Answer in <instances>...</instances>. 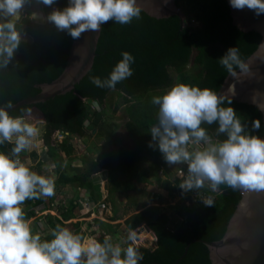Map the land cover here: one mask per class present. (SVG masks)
I'll use <instances>...</instances> for the list:
<instances>
[{
	"label": "trees",
	"instance_id": "obj_1",
	"mask_svg": "<svg viewBox=\"0 0 264 264\" xmlns=\"http://www.w3.org/2000/svg\"><path fill=\"white\" fill-rule=\"evenodd\" d=\"M176 3L186 15L185 27L178 16L157 19L143 11H140L139 19L134 18L130 24L121 25L109 21L103 25L93 68L74 91L36 106L26 105L8 112L13 117L25 116L36 107L44 114L46 123L43 141L46 150L41 160H52L55 164L56 195L62 192L61 189L73 186L90 192L98 201L101 193L94 176L101 172L107 179V191L114 214L121 210L117 208L119 201H115L118 195L123 196L127 202L124 211L139 210V200L134 196L146 197L148 188L152 186V172L155 173V190L161 195L160 199L175 195L176 187L172 186V181L162 179L160 175L161 172L165 176L169 174L167 169H163L167 163L158 148L149 147L152 139L150 128L158 122L159 110L158 106L151 103L152 97L161 96L181 83L218 92L229 74L219 58L229 48L236 47L243 63L261 41L258 33L242 32L233 24L227 0H176ZM67 4L68 0H56L53 7L62 10ZM40 8L45 17L52 11V8L43 5ZM18 28L23 29V33L29 35L32 42L22 41L16 55V64L10 63L7 68H0L2 107H11L36 96L41 91L38 87L40 84L57 79L66 67L74 42L67 32L57 31L54 25L47 22L37 23L29 16L21 17ZM122 52H128L134 57V63L131 64L133 75L118 83L114 89L95 86L90 78L97 76L102 80L107 79L122 59ZM238 68L233 65L234 70ZM113 92L125 105L128 121L124 129L132 142L130 147L117 135L121 127L107 119L104 106ZM92 102H97L100 110L92 109ZM222 106L233 107L250 134L264 137V124L257 108L234 100L229 105L227 99ZM256 119L261 123L259 130L252 129V121ZM202 127L214 141L226 138L223 134H217V124H203ZM88 128L96 130L95 136L113 147L100 160L74 157L76 147L72 139L80 137L87 143L85 138ZM56 131L66 136L62 143H53ZM12 147L14 143L6 142L0 145V152L11 155ZM21 154L25 155V152ZM31 156L37 158V153L32 152ZM63 156L71 157L75 162L62 170L60 160ZM78 162L84 163L85 170L75 168ZM174 181L179 182L177 179ZM201 190L214 194L205 186ZM56 195L26 200L23 203L25 207H22L25 220L36 216L33 208L43 204L52 205ZM241 196V189L221 185L214 206L206 208L191 205L179 209L178 215L184 217L185 221L177 229L170 226L168 215L157 213L152 207L133 214L126 220L127 229H135L146 223L157 237L155 250L138 249L143 255L139 264H212L209 250L202 241H218L224 236ZM79 197L78 193L67 208L59 206V217L53 214L45 216L44 223L49 229L43 231V234H33H39L42 241H50L53 239L51 230L57 225L70 231L74 228L79 230L80 222L74 221L79 210ZM147 205L148 202L144 201V208ZM106 227L107 231H113V226L106 224ZM187 246L189 250L185 254Z\"/></svg>",
	"mask_w": 264,
	"mask_h": 264
},
{
	"label": "clouds",
	"instance_id": "obj_2",
	"mask_svg": "<svg viewBox=\"0 0 264 264\" xmlns=\"http://www.w3.org/2000/svg\"><path fill=\"white\" fill-rule=\"evenodd\" d=\"M35 2L52 11L46 17L33 12L34 20L44 19L73 40L84 32L99 33L109 21L130 24L134 18L139 19L141 11L137 0H68L62 10L53 7L56 0ZM31 3L32 0H0V68L9 66L25 38L18 21ZM230 5L237 10H252L257 16L264 14V0H230ZM121 56L107 79L93 76L91 82L99 88L114 89L131 77L134 57L128 52ZM219 59L230 74L233 65L241 72L248 71L236 47L229 48ZM151 103L159 110L158 122L150 128L149 147L158 148L169 166H187L180 189L198 190L207 183L213 192L219 191L221 185L264 192V138L250 134L233 107L222 106L223 95L181 83L152 97ZM227 104H231V98ZM256 105L264 111V106ZM203 124H217V134L226 138L214 141ZM260 127L259 119L252 121L253 130ZM57 132L60 131L54 135ZM39 135L36 124L27 122L24 116H10L5 108H0V145L14 143L11 155L0 152V264H139L143 255L131 243L122 248L120 244L114 245L110 237L101 243L95 237H82L60 225L51 230L50 241H42L39 234L32 233L21 205L26 200L55 195V177L37 174L19 158L22 152L36 146ZM54 135L53 142L58 143ZM202 203L214 206L211 198ZM135 239V233L129 232L127 240Z\"/></svg>",
	"mask_w": 264,
	"mask_h": 264
},
{
	"label": "water",
	"instance_id": "obj_3",
	"mask_svg": "<svg viewBox=\"0 0 264 264\" xmlns=\"http://www.w3.org/2000/svg\"><path fill=\"white\" fill-rule=\"evenodd\" d=\"M227 2L233 24L242 32L258 33L261 41L254 53L243 62L248 71L241 72L238 68L232 74L229 73L217 93L223 95L225 100L231 98L255 108L256 103L264 106V14L257 16L254 11L247 8L237 10L231 7L230 0ZM137 4L141 11L153 18L167 19L178 16L182 26L186 25V15L176 0H137ZM102 28L99 33L84 32L78 40H74L64 71L54 81L40 84L39 94L11 107L0 108L12 112L23 106H36L74 91L77 84L93 68ZM34 108L45 122L44 114L38 108ZM258 111L264 124V111L259 109ZM241 194V200L229 220L224 236L218 241H202L209 250L212 264H264V192L254 193L242 189ZM143 225L157 239L148 225L146 223ZM188 250L189 246L186 247L185 254Z\"/></svg>",
	"mask_w": 264,
	"mask_h": 264
},
{
	"label": "rangeland",
	"instance_id": "obj_4",
	"mask_svg": "<svg viewBox=\"0 0 264 264\" xmlns=\"http://www.w3.org/2000/svg\"><path fill=\"white\" fill-rule=\"evenodd\" d=\"M34 2V5H31L30 4V8L33 6L34 8V11H37L39 13H42L41 9H40V6L41 5H38L35 0H32V3ZM28 11H23V15L26 16ZM33 13V12H32ZM31 19L34 20L33 16L31 15ZM35 22H37L36 20H34ZM38 23V22H37ZM24 34V33H23ZM24 40H28V42H32V38L27 35V34H24ZM16 53H15V56H14V59L13 61L11 62L12 64H16ZM172 75H174V72L172 71ZM175 77V75H174ZM104 108L107 110V119H108V122H115L116 124H118L121 128L118 130L117 132V135L120 136L122 139H123V142L125 145L127 146H131L132 142L129 138V136L127 135L124 127H125V123L128 121V116L125 114V105L123 104V101L118 98V96L116 95V93H111L109 95V98L106 102V105L104 106ZM27 115V114H26ZM25 115V116H26ZM28 120V119H27ZM29 123H33L31 119H29V121H27ZM39 126V124H37ZM87 128V127H86ZM96 134V130H91V129H87V137L85 138L86 139V142L87 143H83V140L84 139H80L79 137H76L74 139H72V142L73 144L75 145L76 147V152L74 154V157L76 158H83L84 157H89V158H95L97 160H100L105 154L106 152L110 151L113 147L110 146L107 142H105L103 139H99L97 136H95ZM58 139V143H62L60 141H63V137H61V140L59 139V137L57 138ZM56 139V140H57ZM37 142L36 143V146H34L31 150H27V151H24L25 152V155L24 154H21V157L20 159H24L26 158L25 156H28L29 152H35L37 153V157L40 156L41 152H42V155H43V151H44V144H43V140H42V131H40V135L36 138ZM82 140V142H81ZM54 144L56 143L55 140L53 142ZM40 154V155H39ZM31 155V154H30ZM63 155V154H62ZM75 159V158H74ZM39 162V158H33L32 159V171H35L37 174L39 175H44L46 177L48 176H53L55 174V167H54V162L52 160H49V162H43V163H46V167H45V164H42V162H40V164L38 166H35V164H37ZM74 160L73 158H68V157H62V160H60V164H61V169L63 170L64 167H66V165L68 166H71L74 164ZM48 164V165H47ZM77 166L78 167H75L79 170H85V165L83 162H78L77 163ZM67 168H70V167H67ZM165 169L168 170V175L165 176L163 174H160L161 175V178L162 179H169L172 181L174 175H175V171H174V167L173 166H168L166 167ZM45 173V174H44ZM103 175V172L102 174ZM54 177V176H53ZM57 177V176H56ZM102 178L100 175L96 178ZM150 180L152 182V186H150L147 190V195L146 197L143 196H134L136 197L139 201H138V207H139V210L135 211V209H129V210H123V207H124V204L126 206V201H125V198L121 195H118L116 198H115V201H119L118 204H117V208L121 209L118 211V214H114V212H106V211H102L100 212V215H97L96 213L92 212V210L88 207V208H84V199H83V204H82V207H81V214L78 215L77 217L79 218V220L81 221V225H80V229L77 230V228H74L72 229V232L74 234H79V235H82L83 233L85 234L84 237L87 238L88 237V234H87V227H88V223L91 222V224L94 222V219L98 222H100V224H97L98 226H101L103 224H107L109 223L111 226H113V229L116 230V232L111 231V233L107 232L106 230L105 233L103 231H99V235L100 236H94L98 241L101 239V238H104L105 237H110L111 238V242L115 245V244H118V237H119V233L120 230L122 229V231L125 230V228L127 227L126 225V219L128 220V218L132 217L133 214L137 213V212H140L141 210H144V209H147L148 207H152L154 209H156L155 211L157 213H163V214H166L170 217V219L172 220L171 222L174 223V226L175 227H178L180 228L181 226V221H180V217L178 215V204L169 196H164V198L160 199V194L158 191L155 190V187H156V183H155V173L152 172L151 175H150ZM98 181H102V179L98 180ZM98 181H96V183H98ZM103 182V181H102ZM173 182V181H172ZM101 192H106L107 191V183L106 184H100L98 185ZM62 192H60L61 195H56V199H58V204L61 206H64L65 208H67L69 206V200L74 196V194H72V192L68 193V191H71L73 190L72 187L68 186L66 188H63L61 189ZM104 190V191H103ZM100 192V193H101ZM107 194H108V191H107ZM151 196H154V197H158V203L157 202H150V197ZM102 196L100 195V201L102 202L101 200ZM107 203L110 202V198H109V194H108V198L106 199ZM144 201H147L148 202V205L147 207L144 208L143 206V202ZM150 203V204H149ZM92 207V206H90ZM111 206L107 207L108 210H110ZM107 210V211H108ZM50 213H54L56 215L59 214V210H54V209H51L48 210ZM78 213H79V210H78ZM60 215V214H59ZM114 218H116L117 220H114ZM77 219H75L74 221H76ZM42 221V220H41ZM71 223V221H69ZM45 229H49V227L46 225V224H43L42 225ZM128 230V229H127ZM89 233V232H88ZM142 238L143 235L141 234ZM154 245H151L149 244V247H153Z\"/></svg>",
	"mask_w": 264,
	"mask_h": 264
},
{
	"label": "built area",
	"instance_id": "obj_5",
	"mask_svg": "<svg viewBox=\"0 0 264 264\" xmlns=\"http://www.w3.org/2000/svg\"><path fill=\"white\" fill-rule=\"evenodd\" d=\"M91 106H92V109L99 110V105L96 102H92ZM54 137L55 138L59 137V139L61 140V137H63V139H64L65 135L63 133L57 132L54 135ZM60 142H62V141H60ZM81 142H82V140H81ZM190 150H192V146H190ZM168 166L169 165L167 164L166 167H168ZM173 167H174L175 175H174V177L172 179V181H173L172 182V186L176 187V192H175V195H173L172 199L178 204V209H182L185 206H191V205H201V206H204L206 208H210L208 206H205L202 203V201L206 200L208 198H211L214 201V199L216 197V194H219V191H216V192H214V194H212V193L205 192V191L201 190V188H200L198 190H191V191L184 192L182 189H180L179 184L186 177L187 166L186 165H175ZM165 168H163V169H165ZM101 174H102V172L98 173V174H95V176H94L95 184H97V185L106 184L107 183V179L105 177H103V175H101ZM160 174H163V173L161 172ZM55 175L57 176L56 171H55ZM99 175L102 178L96 179ZM100 179H102L103 182L102 181L101 182L98 181ZM174 179H177L179 182L176 183L174 181ZM96 181H98V183H96ZM168 181H171V180L168 179ZM205 187L211 189L210 185L207 184V183L205 184ZM100 192H101V190H100ZM68 193H70V192H68ZM78 193L80 195V197L78 198V201H77L78 205H79L78 206L79 213L76 215L75 219H77L76 221L80 222V225H81V221L79 220V218L77 216L81 214V207H82V204H83V199H84V208H88L89 207L92 210V212L96 213L97 215H100V212H102V211L113 212L112 203L111 202L107 203V201H106V199L108 198L107 191L103 192V193L101 192V196H102V198H101L102 202H101L100 199L98 201H95V199L93 198V195L90 192H88V191H86V190H84L82 188H79L77 191L75 190L74 192H72V194H74V196L69 201L75 199L76 195ZM57 195L58 196L61 195L60 192H58ZM150 199H151L152 202H157L159 198L152 196V197H150ZM53 202L54 203L52 205L51 204L50 205L43 204V205H40V206H37V207L33 208V210H34V212L36 214V216L33 217V219L38 220L39 224L43 225V224H45L44 223V217L47 216L48 214H53V215L59 217L60 216L59 214L56 215V214L50 213L48 211V210H50V208L54 209V210H56V209L58 210V207L60 206L58 204L59 203L58 199L55 198ZM90 206H92V207H90ZM109 206H111L110 210L107 209V207H109ZM95 219H94V222L92 224H91V222L88 223V227H87L88 237L100 236L99 235V231H103L105 233L104 230H106V228H107L106 227V223L101 225V226H98L97 224H100V222L99 221L97 222ZM180 221H181V224H182V222L185 221V218L184 217L183 218L180 217ZM107 225H110V224L107 223ZM107 232L111 233V230H109ZM114 232H116V230H114ZM129 232H134L135 233L136 239H135L134 242H130V241L127 240ZM118 233H119L118 244H120L122 248H127L130 243L132 244V246H134V247H136L138 249L139 248H146V249L155 250L157 248L156 238L153 237L151 232L143 224L140 225L139 227L135 228V229H128L127 230V227H126L124 231H122V229H121L120 232H118ZM142 233L145 235L144 238L141 237ZM104 238H105V236H104ZM104 238H101L99 241L104 240ZM149 244H150V246L151 245H154V246L153 247H149Z\"/></svg>",
	"mask_w": 264,
	"mask_h": 264
},
{
	"label": "crops",
	"instance_id": "obj_6",
	"mask_svg": "<svg viewBox=\"0 0 264 264\" xmlns=\"http://www.w3.org/2000/svg\"><path fill=\"white\" fill-rule=\"evenodd\" d=\"M31 5H34V2L33 3H31ZM41 9V8H40ZM24 11H28L27 12V14H26V16H29L30 18H32L31 17V13L32 12H37V11H34V8H33V6L30 8V5L29 6H26L25 7V9H24ZM24 15H23V13H22V16L21 17H23ZM42 16H44V15H42ZM21 17H20V19H21ZM19 19V20H20ZM34 19V18H33ZM36 21L38 22V23H44L45 22V20L44 19H36ZM23 41H28V40H23ZM17 53H18V50H17V52H16V55H17ZM25 117V119L27 120V121H29V119H31L32 120V122L34 123V124H36V126L39 128V130L40 131H42V140H43V133H44V128H45V122L43 121V119H42V117H41V114L38 112V110L37 109H32L26 116H24ZM37 124H39V126L37 125ZM36 143H38L37 142V140H36ZM43 144H44V142H43ZM32 152H29L28 154V156H25L26 158H24V159H22L21 161L23 162V163H25L26 164V166H28L31 170H32V159L34 158V156H31L30 154H31ZM41 154V155H40ZM39 155L40 156H38L37 158H39V162L37 163V164H35V166H38L39 164H40V162H42V164H45V167H46V163H43L44 161L43 160H41L42 159V152L40 153ZM48 165V164H47ZM55 166V165H54ZM45 174V173H44ZM54 177L56 176L55 174L53 175ZM57 180V178L55 177V181ZM70 187H72V189L73 190H71V191H68V192H74L75 190L77 191L80 187H73V186H70ZM21 207H25V205L24 204H22L21 205ZM27 221H29L30 222V227H31V229H32V233L33 232H41L42 234L44 233L43 231H45L46 229L41 225V224H39V222H38V220H36V219H33V218H31V219H26ZM171 225V227H172V229H177L178 227H175L174 226V223L173 222H171L170 223Z\"/></svg>",
	"mask_w": 264,
	"mask_h": 264
},
{
	"label": "bare ground",
	"instance_id": "obj_7",
	"mask_svg": "<svg viewBox=\"0 0 264 264\" xmlns=\"http://www.w3.org/2000/svg\"><path fill=\"white\" fill-rule=\"evenodd\" d=\"M142 235H143V233H142ZM144 237V236H143Z\"/></svg>",
	"mask_w": 264,
	"mask_h": 264
}]
</instances>
